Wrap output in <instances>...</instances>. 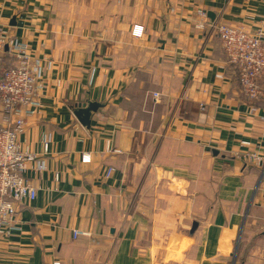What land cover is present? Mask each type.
<instances>
[{
	"label": "crops",
	"instance_id": "obj_1",
	"mask_svg": "<svg viewBox=\"0 0 264 264\" xmlns=\"http://www.w3.org/2000/svg\"><path fill=\"white\" fill-rule=\"evenodd\" d=\"M0 23L43 60L18 139L45 166L0 264H264V169L239 158L264 152V80L244 96L213 27L264 29V0H0Z\"/></svg>",
	"mask_w": 264,
	"mask_h": 264
},
{
	"label": "built area",
	"instance_id": "obj_2",
	"mask_svg": "<svg viewBox=\"0 0 264 264\" xmlns=\"http://www.w3.org/2000/svg\"><path fill=\"white\" fill-rule=\"evenodd\" d=\"M198 16L197 26L202 28L207 23L205 12L198 11ZM213 27L227 55L228 65L236 71L242 93L251 101L259 99L262 95L260 82L264 80V29L259 27L250 33L242 25L216 24ZM132 31L139 35L142 29L135 26ZM7 52L12 62L6 67L2 55ZM42 73L43 60L31 52L28 44L10 40L7 27L0 23V110L4 120L0 125V236L3 237L8 236L13 227L16 203L31 201L37 193L38 188L26 175L27 164L36 163V172L45 168L36 154L21 148L18 139L25 124L24 114L33 113L41 104ZM13 115L16 118L9 120ZM249 144L241 142L247 148L239 158L246 163L262 165L264 169V152L259 147L250 148ZM44 145L47 150V140ZM82 159L88 161L89 156ZM112 169L108 167L106 176ZM80 233L74 231V236ZM53 264L60 263L54 261Z\"/></svg>",
	"mask_w": 264,
	"mask_h": 264
},
{
	"label": "water",
	"instance_id": "obj_3",
	"mask_svg": "<svg viewBox=\"0 0 264 264\" xmlns=\"http://www.w3.org/2000/svg\"><path fill=\"white\" fill-rule=\"evenodd\" d=\"M14 22V19H12ZM6 49V47H5ZM101 104L95 101H88L83 104H79L77 107L73 109V113L75 114L77 120L84 126L89 127L91 122V114L100 107Z\"/></svg>",
	"mask_w": 264,
	"mask_h": 264
},
{
	"label": "trees",
	"instance_id": "obj_4",
	"mask_svg": "<svg viewBox=\"0 0 264 264\" xmlns=\"http://www.w3.org/2000/svg\"><path fill=\"white\" fill-rule=\"evenodd\" d=\"M6 53H4L3 55H2V57H3V63H4V65L7 67V66H9L10 64V62H6L5 60H4V55H5Z\"/></svg>",
	"mask_w": 264,
	"mask_h": 264
}]
</instances>
